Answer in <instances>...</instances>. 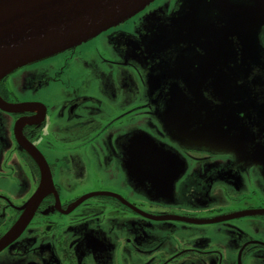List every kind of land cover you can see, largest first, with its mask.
Wrapping results in <instances>:
<instances>
[{"label": "flooded vegetation", "instance_id": "obj_1", "mask_svg": "<svg viewBox=\"0 0 264 264\" xmlns=\"http://www.w3.org/2000/svg\"><path fill=\"white\" fill-rule=\"evenodd\" d=\"M181 4L156 0L96 44L24 68L21 99L0 81V102L23 105L0 108V239L40 186L34 150L52 180L0 264H264V27L257 65L216 86L239 98L216 115L234 138L218 150L181 145L163 130L133 43L145 20Z\"/></svg>", "mask_w": 264, "mask_h": 264}, {"label": "water", "instance_id": "obj_2", "mask_svg": "<svg viewBox=\"0 0 264 264\" xmlns=\"http://www.w3.org/2000/svg\"><path fill=\"white\" fill-rule=\"evenodd\" d=\"M155 1L0 0V81L25 65L74 49L124 24ZM179 1L180 10L157 24L145 20L144 33L133 43L141 46V58L149 61L145 79L163 130L181 145L218 150L219 142L234 137L232 129L217 126L216 115L238 106L239 98L218 92L216 86L237 85L232 80L247 74L250 62L257 65L264 0ZM232 59L235 63L230 65ZM216 99L221 106L215 107ZM22 106L0 102V108L12 113ZM217 130L225 136L218 137ZM196 133L203 137L187 138ZM206 141L214 145L207 147ZM32 154L40 166L41 183L23 215L0 239V251L20 236L52 186L44 159L38 150ZM258 163L264 165V160Z\"/></svg>", "mask_w": 264, "mask_h": 264}, {"label": "rangeland", "instance_id": "obj_3", "mask_svg": "<svg viewBox=\"0 0 264 264\" xmlns=\"http://www.w3.org/2000/svg\"><path fill=\"white\" fill-rule=\"evenodd\" d=\"M130 21H132V20H129L128 22H130ZM127 24V22H125L124 24H120V26H125ZM116 28V27H115ZM109 30H111V29H109ZM106 31H108V30H106ZM104 33H106V32H103V33H101V34H98L96 37H94V38H92V39H90L89 41H86L85 43H83V44H81V45H78V46H76L75 48H77V50H79V49H83L84 47H86V46H91V44H96V42L97 41H101V38H102V34H104ZM74 48V49H75ZM67 51H69V50H65V52H67ZM65 52H63V53H60V54H56V55H54L53 57H48V58H45L44 60H41V61H37V62H33L32 64H30V65H27V66H24L23 68H21V69H19V70H15V71H13L11 74H9L8 75V77H7V83H6V86L8 87V89H10V85H9V82L11 81V80H13L15 83H14V94H15V96H19V98L21 99V97L22 96H20L21 94H22V92H20L19 90H18V88H17V86H16V83H17V81H18V73L21 71V70H23L24 68H32L33 66H38V65H41L42 63H44V62H47V61H51V60H53L54 58H57V57H60L62 54H64ZM78 53V52H77ZM70 64V68L71 69H74V62H70L69 63ZM79 75V74H78ZM75 77L76 76H66V78H63V80H64V82L65 83H68L69 85H70V87H71V85H73L74 83H73V79H75ZM37 81H40V82H42V83H45V82H49L50 81V79H49V77H47V79H45L44 80V78H39V79H37ZM36 81V82H37ZM36 82H30L29 83V85H31L32 87H33V85L36 83ZM60 83V81H58V84ZM61 86H63V85H60V86H58L57 85V87H56V89H55V91L56 90H61L60 88H61ZM68 89H70V88H68ZM62 90H64V89H62ZM215 133L216 134H218V137H223V136H225V134H219L220 132L217 130V131H215ZM215 133H209L211 136H215L216 134ZM203 137V134L202 133H196V135H188L187 136V138L189 139H191L192 141H197V140H200L201 138ZM206 144H207V147L208 146H212V145H214V143H210V142H208V141H206L205 142Z\"/></svg>", "mask_w": 264, "mask_h": 264}]
</instances>
